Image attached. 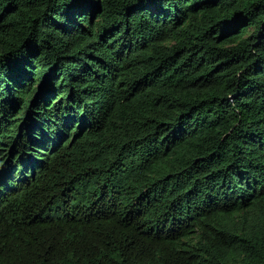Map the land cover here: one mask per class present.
<instances>
[{"label":"trees","instance_id":"trees-1","mask_svg":"<svg viewBox=\"0 0 264 264\" xmlns=\"http://www.w3.org/2000/svg\"><path fill=\"white\" fill-rule=\"evenodd\" d=\"M0 264H264V0H0Z\"/></svg>","mask_w":264,"mask_h":264}]
</instances>
